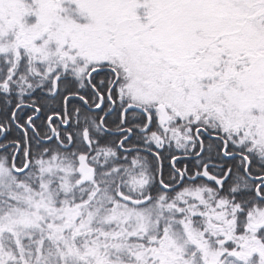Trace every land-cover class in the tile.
Returning a JSON list of instances; mask_svg holds the SVG:
<instances>
[{"label": "snow or ice", "instance_id": "snow-or-ice-1", "mask_svg": "<svg viewBox=\"0 0 264 264\" xmlns=\"http://www.w3.org/2000/svg\"><path fill=\"white\" fill-rule=\"evenodd\" d=\"M0 264H264V0H0Z\"/></svg>", "mask_w": 264, "mask_h": 264}]
</instances>
